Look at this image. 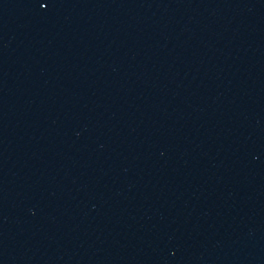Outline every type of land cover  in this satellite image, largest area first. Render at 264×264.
Returning <instances> with one entry per match:
<instances>
[{"label":"water","instance_id":"water-1","mask_svg":"<svg viewBox=\"0 0 264 264\" xmlns=\"http://www.w3.org/2000/svg\"><path fill=\"white\" fill-rule=\"evenodd\" d=\"M0 264H264V0H0Z\"/></svg>","mask_w":264,"mask_h":264}]
</instances>
